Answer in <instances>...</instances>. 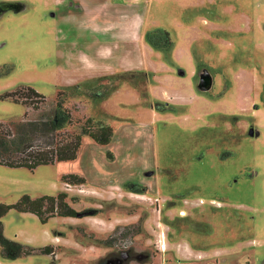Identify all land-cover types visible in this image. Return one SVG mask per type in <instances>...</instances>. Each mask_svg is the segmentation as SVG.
Segmentation results:
<instances>
[{
	"label": "rangeland",
	"instance_id": "374dc122",
	"mask_svg": "<svg viewBox=\"0 0 264 264\" xmlns=\"http://www.w3.org/2000/svg\"><path fill=\"white\" fill-rule=\"evenodd\" d=\"M55 1L0 0V122L51 116L63 91L114 134L83 136L72 161L0 165V204L63 193L76 212L8 210L0 264H264V0H116L71 27ZM83 53L136 70L88 80ZM21 86L46 101L2 98Z\"/></svg>",
	"mask_w": 264,
	"mask_h": 264
},
{
	"label": "trees",
	"instance_id": "16d2710c",
	"mask_svg": "<svg viewBox=\"0 0 264 264\" xmlns=\"http://www.w3.org/2000/svg\"><path fill=\"white\" fill-rule=\"evenodd\" d=\"M79 86L74 85L67 89H77ZM105 92L106 89L94 98L103 97ZM62 95L63 91H58L56 100L52 103L51 116L30 120V113L27 112L19 121L0 122V165L34 170L39 166L76 159L83 136L90 137L100 145H107L112 141L114 133L110 126L93 121L90 117L78 119L73 113L75 108L71 110L60 99ZM2 98L14 102H18V99L29 100V103H22L34 110L46 101L33 88L24 86L6 93ZM70 128L73 130H69ZM63 181L68 185L84 183V179L77 176H65ZM10 209L31 213L43 224L55 216H76V212L66 203V195L63 193L36 199L25 195L14 205L0 204V219ZM1 227L0 222V247L4 248L8 240L3 236Z\"/></svg>",
	"mask_w": 264,
	"mask_h": 264
},
{
	"label": "crops",
	"instance_id": "0c3cea01",
	"mask_svg": "<svg viewBox=\"0 0 264 264\" xmlns=\"http://www.w3.org/2000/svg\"><path fill=\"white\" fill-rule=\"evenodd\" d=\"M114 1L116 0H56L55 2L57 4V7L61 10V12L64 11L63 13H65V15L63 14L64 17L62 21H64L66 24H68L69 27H71L70 24H74V23L86 24V22L88 24L89 22H92L95 19L104 18L106 13H108V15H114L115 11H118L117 9L120 10L124 8L123 6L117 5L116 3L114 4ZM105 6H108L109 9H111V12L105 11ZM96 22L99 25L97 29L100 30L101 33L104 32L105 30L104 27H107V25H103L104 22H101L102 24H99V21H96ZM109 26L110 24L108 25V27ZM135 31H136L135 29L130 31L129 41H134V42L137 41ZM101 33H96V34L99 37ZM87 41L89 42V39ZM104 49L105 47L101 51L102 55H104V52H105ZM108 49H107L108 51L106 50L105 55L111 56L110 48ZM84 56L89 57L87 53H83L82 58ZM86 60L87 59L85 58V61ZM97 62L98 61H96V59L91 60L89 57V60H87L86 63L90 66L89 69L92 72L88 74L87 76H84V78L88 77L89 78L88 80H91L90 78L94 80V79L100 78L101 76L106 75V73L113 75L112 73H115V72L117 73V72H125L128 70H136L135 67L132 68L128 65H124L120 63L114 66L113 64H104V63H102L101 65V63H97ZM97 68L99 69L96 70ZM81 79H83V77Z\"/></svg>",
	"mask_w": 264,
	"mask_h": 264
},
{
	"label": "water",
	"instance_id": "95a60500",
	"mask_svg": "<svg viewBox=\"0 0 264 264\" xmlns=\"http://www.w3.org/2000/svg\"><path fill=\"white\" fill-rule=\"evenodd\" d=\"M206 77H207V82H208V83H205V82H204V78H201V79H200L199 88H200L201 91H203V92L208 91V90L211 89V78H210L208 75H206Z\"/></svg>",
	"mask_w": 264,
	"mask_h": 264
},
{
	"label": "flooded vegetation",
	"instance_id": "af4514ba",
	"mask_svg": "<svg viewBox=\"0 0 264 264\" xmlns=\"http://www.w3.org/2000/svg\"><path fill=\"white\" fill-rule=\"evenodd\" d=\"M148 42L151 43L150 40H148ZM199 73L201 74V78H204V82H205V83H208V82H207V77H206V75L203 74L204 71H200V70H199ZM212 84H213V80L211 79V86H212ZM208 91H209V90H208ZM181 260H188V259L182 258Z\"/></svg>",
	"mask_w": 264,
	"mask_h": 264
}]
</instances>
